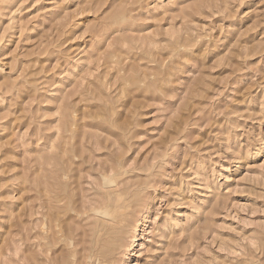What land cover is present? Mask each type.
<instances>
[{
	"label": "rangeland",
	"instance_id": "374dc122",
	"mask_svg": "<svg viewBox=\"0 0 264 264\" xmlns=\"http://www.w3.org/2000/svg\"><path fill=\"white\" fill-rule=\"evenodd\" d=\"M0 264H264V0H0Z\"/></svg>",
	"mask_w": 264,
	"mask_h": 264
},
{
	"label": "bare ground",
	"instance_id": "6f19581e",
	"mask_svg": "<svg viewBox=\"0 0 264 264\" xmlns=\"http://www.w3.org/2000/svg\"><path fill=\"white\" fill-rule=\"evenodd\" d=\"M114 202V201H113ZM120 207V206H119ZM124 215H125V213H124ZM122 218V217H121ZM120 224V223H119ZM123 229V228H122ZM113 234V233H112ZM110 243V242H109ZM113 243V242H112Z\"/></svg>",
	"mask_w": 264,
	"mask_h": 264
}]
</instances>
